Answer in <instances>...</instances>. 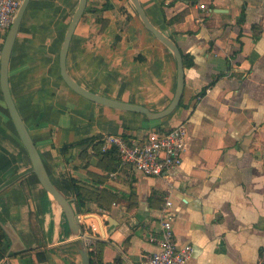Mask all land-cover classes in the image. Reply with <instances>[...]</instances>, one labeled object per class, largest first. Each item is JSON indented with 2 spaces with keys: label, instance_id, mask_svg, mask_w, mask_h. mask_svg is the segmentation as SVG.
<instances>
[{
  "label": "crops",
  "instance_id": "0c3cea01",
  "mask_svg": "<svg viewBox=\"0 0 264 264\" xmlns=\"http://www.w3.org/2000/svg\"><path fill=\"white\" fill-rule=\"evenodd\" d=\"M79 1H29L8 79L52 182L80 226L100 228L91 264H142L157 249L150 235L161 233L169 198L176 239L193 247L185 264H264V0H139L184 57L181 102L159 119L95 102L65 82L60 50ZM7 32L0 29V59ZM66 65L85 88L151 111L176 91V57L131 0H87ZM183 121L182 163L161 176L100 148L106 134L142 142ZM0 226V264H83L81 228L33 172L1 80Z\"/></svg>",
  "mask_w": 264,
  "mask_h": 264
},
{
  "label": "built area",
  "instance_id": "2783aa9c",
  "mask_svg": "<svg viewBox=\"0 0 264 264\" xmlns=\"http://www.w3.org/2000/svg\"><path fill=\"white\" fill-rule=\"evenodd\" d=\"M22 0H0V29L8 31L18 12ZM205 7L204 4L201 5ZM187 123L183 121L166 131L152 130L142 142L129 141L120 134H106L102 137V151L114 146L123 164L133 171L150 176H161L178 167L187 147ZM171 199L166 200L162 229L159 235L151 234L150 240L156 242L157 249L144 252L142 264H185L192 256L190 243L179 244L173 230V216L170 212ZM84 247L88 252L95 250L101 231L93 222L83 220L81 233Z\"/></svg>",
  "mask_w": 264,
  "mask_h": 264
},
{
  "label": "water",
  "instance_id": "95a60500",
  "mask_svg": "<svg viewBox=\"0 0 264 264\" xmlns=\"http://www.w3.org/2000/svg\"><path fill=\"white\" fill-rule=\"evenodd\" d=\"M30 0H22L20 7L18 9V12L12 22L11 27L9 28L5 41L1 50V59H0V80H1V88L4 96L5 104L9 110L10 116L15 124V127L17 129V132L19 134V137L21 141L23 142L25 148L27 149V152L29 154V157L31 159L33 172L38 176L41 184L44 186L45 190L51 195V197L56 201L57 204L61 206L63 209L67 220L69 224L72 226L74 230L79 231L80 226V217L75 211L72 202L69 198L65 197L59 189L54 185L51 178L49 177V174L46 170V167L42 161V158L39 154V151L37 149V146L35 142L33 141L28 128L26 127L17 107L13 100L10 87H9V79H8V66H9V60L12 52V48L15 42V38L17 36L21 20L24 14L25 9L27 8V5ZM133 4L135 5L139 15L141 16L145 26L152 31L155 36L161 40L175 55L177 60V66H178V76H177V86L176 91L173 96L172 101L170 104L161 111H151L147 107L137 104H131L128 102H123L119 100H115L100 94H97L81 84H79L77 81H75L71 75L69 74L67 70L66 65V57L67 52L69 49V44L71 42V38L73 35V32L83 15V12L86 8L87 0H80L78 7L72 17V20L67 28L66 35L64 38V42L62 44L61 50H60V66H61V74L65 80V82L77 93L81 94L82 96L91 99L95 102L123 110H131L139 113L145 114L150 119H159L164 116L169 115L171 112H173L180 104L182 96H183V90H184V84H185V63H184V57L181 52V49L177 45V43L172 40L170 37H168L165 33H163L161 30L156 28L151 21L149 20L147 14L145 13L141 3L139 0H131ZM2 224V223H1ZM84 246V245H83ZM82 257H83V264H91V258L89 255L88 250L83 247L81 250Z\"/></svg>",
  "mask_w": 264,
  "mask_h": 264
},
{
  "label": "trees",
  "instance_id": "16d2710c",
  "mask_svg": "<svg viewBox=\"0 0 264 264\" xmlns=\"http://www.w3.org/2000/svg\"><path fill=\"white\" fill-rule=\"evenodd\" d=\"M99 143H101L100 148L102 149V142H99ZM109 153L116 154V156H118V158H120L119 154H118V151H117V149L114 146H112L111 148H109L106 151H103V154H109ZM73 184H74L75 190L77 191V193H79V187H77L76 181L74 179H73ZM1 229L2 228L0 226V231H1ZM89 255L91 256V252H89Z\"/></svg>",
  "mask_w": 264,
  "mask_h": 264
},
{
  "label": "rangeland",
  "instance_id": "374dc122",
  "mask_svg": "<svg viewBox=\"0 0 264 264\" xmlns=\"http://www.w3.org/2000/svg\"><path fill=\"white\" fill-rule=\"evenodd\" d=\"M0 234H1V231H0Z\"/></svg>",
  "mask_w": 264,
  "mask_h": 264
}]
</instances>
